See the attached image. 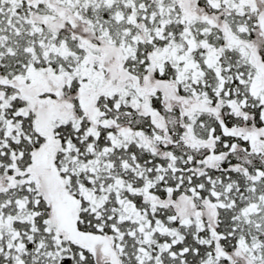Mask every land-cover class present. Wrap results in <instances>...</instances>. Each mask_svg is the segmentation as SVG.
I'll use <instances>...</instances> for the list:
<instances>
[{"label": "snow or ice", "instance_id": "1", "mask_svg": "<svg viewBox=\"0 0 264 264\" xmlns=\"http://www.w3.org/2000/svg\"><path fill=\"white\" fill-rule=\"evenodd\" d=\"M0 264H264V0H0Z\"/></svg>", "mask_w": 264, "mask_h": 264}]
</instances>
